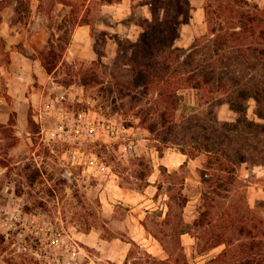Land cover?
I'll return each mask as SVG.
<instances>
[{"label": "rangeland", "instance_id": "1", "mask_svg": "<svg viewBox=\"0 0 264 264\" xmlns=\"http://www.w3.org/2000/svg\"><path fill=\"white\" fill-rule=\"evenodd\" d=\"M117 1L0 0V119H4L0 121V163L7 165L2 182L14 181H11L14 188L22 194L18 205L14 203L16 213L6 215V219L14 221V226L6 224L8 232H0V238L4 235L0 245L8 252L16 249L10 256L15 264H64L61 247L66 242L71 246L77 231L106 227V218L95 191V174L87 167L83 169L79 164L81 157L82 160L87 156L94 159L96 154L101 161L123 169L124 176L133 180L138 171L142 173L151 167L154 156L145 152L141 155L142 165L137 166L135 157L138 156L129 154V143L150 151L157 145H164L159 133L171 137L160 130L154 134L148 132L141 122L138 106L130 109L129 102L122 101L112 90L113 84L108 82L115 61L112 58L119 49L116 39L121 44L127 43L126 37L119 32L123 25L109 18L111 14L104 6L107 2ZM210 2L212 10L221 3L220 0ZM79 25H83L84 32L78 39L80 45L73 46L72 37ZM205 26L194 39L203 35ZM183 33L187 35L186 30ZM190 33L188 31V36ZM83 35H86L85 39ZM10 41L18 43L10 47ZM50 48L58 55L48 54ZM95 50L98 55L91 58ZM82 51L87 56H81ZM27 53L38 58L43 53L42 57L49 62L54 56L59 67L45 81L39 76L33 77L23 62L29 58ZM98 59L102 63L96 66L97 80L103 81L104 90L100 89L101 84L95 83V60ZM84 69L94 75L86 87L79 80ZM121 72H116L117 78L128 77V74L119 75ZM32 83L34 90L30 87ZM14 93L22 99L24 93H30L32 113L38 124L23 122L14 112V107L27 109L25 100L13 102ZM181 93L176 115L186 122L200 116L208 124L209 118L203 115L207 107L198 104L196 90L185 88ZM143 96V103L145 97H155L147 94L144 99ZM157 104L162 109L159 101ZM254 108L255 101L249 99L248 117L261 121ZM215 113L220 120L233 121L236 116L225 102L217 103ZM157 115L158 112L150 114L153 118ZM80 116L107 119L127 130L119 136L97 131L75 132L72 127ZM37 125L40 132L33 133ZM60 126L65 131L58 135L62 131ZM252 138V141H246V146L251 145L254 153L251 159L238 166L236 179L227 184V190L213 194V199L208 201V217L204 221L210 220L211 223L198 221L205 209L202 191L207 184L202 182L200 170L207 157L205 153L187 156L189 163L186 162L169 179L174 182L172 192L175 194L183 188L187 202L181 208L174 197L167 219L160 208L147 214V230L151 235L155 234L152 238L157 248L146 250L134 243L121 264H238L242 259L238 249L252 241L239 234L238 222L243 218L251 223L257 217L264 219V134L255 133ZM167 146L180 150L170 140ZM81 150L84 154L80 153ZM181 176L187 177L184 184H181ZM29 208L35 209L25 210ZM29 212L36 215L30 217ZM37 227H43V230ZM104 235L113 236L107 232ZM55 237L62 242H53L51 239ZM13 241L15 245L11 248ZM256 241V248L261 245L264 249V233L256 236ZM35 250L41 253L40 256L34 253ZM101 252L102 249L95 248V264H115L99 259ZM89 255L91 250L83 249L76 264H85ZM66 259L71 260L70 257Z\"/></svg>", "mask_w": 264, "mask_h": 264}, {"label": "trees", "instance_id": "2", "mask_svg": "<svg viewBox=\"0 0 264 264\" xmlns=\"http://www.w3.org/2000/svg\"><path fill=\"white\" fill-rule=\"evenodd\" d=\"M220 1L216 10H212L210 0H205L206 32L188 47H182L176 46L174 40L179 25L189 20V0H146L151 6V18L142 22L143 30L137 40L126 38L127 43L123 44L118 41V53L111 66V80H108L119 98L129 102L130 109L138 106L141 122L148 132L154 134L160 130L171 135L169 139L168 136L158 134L164 143L156 146L159 153L168 147L169 140L176 143L186 156L205 153L207 160L200 170L201 180L207 184V188L202 191L205 209L201 211L198 221L208 224L210 220L204 221L208 217V201L213 199V194L218 195L219 191L227 190V184L236 179L238 166L253 156L251 145L246 146V141H252L255 133L264 134V4L252 0ZM49 53L58 55L52 48ZM27 55L38 58L31 53ZM40 55L38 59L44 68L53 72L58 65L56 58L53 56L55 60L49 62L42 57L43 53ZM101 63L100 59L95 60V83L101 84L100 89L104 90L103 81L97 80L96 66ZM120 70L123 72L119 75L128 74V77L117 78L116 72ZM93 77V72L84 69L80 72L79 80L86 87ZM185 88L195 89L198 104L207 107L203 115L209 118L208 124L200 116L186 122L176 115L182 99L181 90ZM142 94L143 98L147 94L155 97H145L143 103ZM249 99L255 101L254 113L261 121L248 117ZM158 101L162 109H159ZM218 102L229 105L236 114L235 120L218 118L215 113ZM152 112H158L156 118L150 116ZM27 120L29 124L36 122L31 106ZM39 128L37 125L33 133L38 132ZM135 158L137 166H141L142 157ZM185 164L171 172H166L162 167L165 180L170 183L165 219L168 218L174 197H177L181 208L187 202L186 195L182 193L183 188L174 194V182L169 180ZM113 168L124 174L123 169ZM150 171L151 167L142 173L138 171L136 177L145 179ZM185 178L181 176V184H184ZM143 223L147 228L145 218ZM238 230L239 234L252 240L250 244L238 249L242 254L238 264H264V249L261 245L256 248V236L264 233V219L257 217L251 223L243 218L238 222Z\"/></svg>", "mask_w": 264, "mask_h": 264}, {"label": "crops", "instance_id": "3", "mask_svg": "<svg viewBox=\"0 0 264 264\" xmlns=\"http://www.w3.org/2000/svg\"><path fill=\"white\" fill-rule=\"evenodd\" d=\"M145 1L146 0H118L114 3L107 2L104 4L106 11L111 14L109 18H113V20L118 21V24L123 25L119 29V32L131 41H135L139 38L143 30L142 22L145 19L151 18L150 3ZM252 1L258 2L259 4L264 2V0ZM204 2L205 0H189L191 6L190 17L187 22L179 25L178 33L174 40L176 46L188 47L193 42L192 39L195 40L194 38L202 32L206 25L203 8ZM183 30L187 31V35H183ZM188 31L192 32L189 36ZM82 32H84L83 25H79L72 37L73 46L79 44L78 39L82 36ZM205 32H203V34ZM85 36L86 35H83L84 39ZM89 40V42L93 44V39L91 37H89ZM10 42V47L16 46L18 43L14 41ZM117 43L118 40L116 39V44ZM94 52H92L91 58L94 56L95 58L97 57L98 54L96 50ZM80 55L84 57L87 56L83 51ZM115 55L116 53H114L112 59L115 58ZM23 62L25 66H27L31 76H39L44 81L59 67L58 64L53 72H48L38 58L29 57L24 59ZM30 87H33V90L35 89L33 83ZM29 95L30 93L28 95L24 93V98L22 99L15 93L13 94V102L15 101V104L22 103L24 100L27 103V107H25L27 109L23 108L19 110L16 109V107L13 108L14 112L22 118L21 121L23 122L28 121L29 108L31 106L32 110L33 107V102ZM33 118L36 121L34 114ZM0 121H4V119H0ZM128 152L132 156H141L145 152L151 153V155L154 156V162L150 164L151 171L145 176V179L138 177L133 180L127 179L124 174L117 172L110 163L98 159V155L96 154L94 162L90 163L87 156L85 157L86 162L79 163L83 165V169L87 167L95 174V177H93L95 178V191L101 203L103 217L106 218V227H103L102 230L91 228L85 232L77 231L75 239L73 238L70 243L71 246L66 242L63 244L64 246L61 247L60 251L63 252L64 264H76L78 255L85 248L91 250V255L85 259V264H95V248L99 250L102 249V252L98 254L99 259L115 262L117 264H121L126 260L132 241L140 244V246L146 250L157 248L151 233L145 228L143 220L146 214L154 209H163V216L168 210L167 201L169 198L170 183L165 180L162 167H164L166 172H171L184 164V162L189 163V160H187L186 154L172 147H166L162 150V153H159L157 149H151L149 151V149L146 148L145 151L143 146H138L136 143L134 145L133 143H129ZM80 153L84 154V151L81 150ZM6 169L7 165L0 163V232L3 233L8 232V227L6 225V218L8 216L6 215H14L16 213L15 209H17V207L15 206L16 204L18 205V201L22 197V194L17 193L14 188V184L12 183L14 181L2 182L3 174ZM185 179H187V177ZM27 213L24 212V214ZM29 213L30 217L36 215L33 212ZM12 232H14V230H12ZM104 232L113 234V236L108 238L104 235ZM10 245L11 248L14 247L15 242H11ZM15 252V248L13 251L8 252L7 249L0 245V264H14L10 256L11 254H15ZM34 253L39 256L41 254L37 250H35ZM67 257H70L71 260H67Z\"/></svg>", "mask_w": 264, "mask_h": 264}, {"label": "built area", "instance_id": "4", "mask_svg": "<svg viewBox=\"0 0 264 264\" xmlns=\"http://www.w3.org/2000/svg\"><path fill=\"white\" fill-rule=\"evenodd\" d=\"M75 125H73L72 129L75 132H82V131H97V132H105L111 136H119L120 134H123L127 128L125 126L117 125L114 122L110 120L105 119H90L89 117H78L77 121L74 122ZM61 130L58 135H61L63 131H65V128L63 126H60ZM95 159L90 158L89 162H94ZM79 162H86V159L81 160ZM7 224L10 226H14V221L7 219ZM37 229L43 230V227H37ZM53 242L60 244V241L62 240L59 237H55L51 239Z\"/></svg>", "mask_w": 264, "mask_h": 264}]
</instances>
